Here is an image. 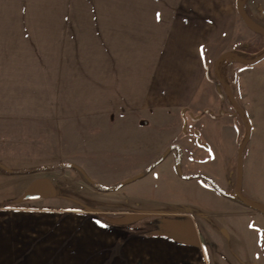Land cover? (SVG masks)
Wrapping results in <instances>:
<instances>
[{
  "label": "crops",
  "instance_id": "obj_1",
  "mask_svg": "<svg viewBox=\"0 0 264 264\" xmlns=\"http://www.w3.org/2000/svg\"><path fill=\"white\" fill-rule=\"evenodd\" d=\"M244 1L247 18L262 32L249 26L239 10V0H233L227 7L213 4L208 7L212 22L207 23L206 29L199 30V42L195 43L196 37H191L189 48L185 50V56L192 59L176 62L156 81L151 75L138 77V80L135 76L121 79L120 71L113 70L109 76L97 71L99 74L88 85L87 77L76 74L58 80L55 67L42 70L39 65L0 63V132H5L7 140L5 146L0 145V200L6 201L5 205L14 204L41 180L48 181L56 191L54 197L42 201L60 200L61 193L55 181L38 177L44 171L34 170L77 165L85 181L109 188L134 179L119 190L108 192L124 197L134 209L128 213L130 215L186 219L192 227V237L153 238L165 242L166 246L173 247V242L176 247L183 248L184 258L196 254L199 259L202 250L206 260H219L220 249L227 250V242L231 241L238 254L236 257L241 256L246 251L245 241L249 238L246 236L261 233L258 220H255L259 217L256 213L261 212L238 202V194L230 193L227 163L219 159V145L214 139L210 140L203 126L209 121L215 123L221 112L210 109L209 102L222 100L232 118L229 124L218 126L224 150L231 154V159L237 155L239 158L241 143L248 137L240 161L241 177L250 167L255 170L257 187L251 199L246 198L241 186L238 190L245 199L264 205V57L254 64L243 61L252 62L264 52V0ZM231 53L238 54L241 59L221 60ZM6 57L9 62L8 55ZM17 61L18 57L10 62ZM218 74L222 75L219 82L215 80ZM44 83L47 88L41 86ZM45 98L47 106L40 104ZM229 98L245 112L248 123ZM77 121L84 123L88 132L95 129L99 132L101 128L122 135L118 136V144L108 143L112 151L121 149V152L122 142H130L128 150L123 151L125 155L117 158L115 168H109L117 172L115 178H99L98 171H90L86 164L79 165L72 159L52 155L63 144L62 137L56 139V133L62 132L66 122ZM79 122L67 126L70 138L75 133L74 125ZM245 124H248L247 129ZM210 127L216 129L213 124ZM97 138L93 135L91 143ZM168 150L164 160L151 169ZM36 153L40 158L34 162ZM23 160L28 162L18 163ZM202 163L217 164L220 171H203L198 168ZM197 175L210 177L233 199L220 194L202 178H190ZM23 187L26 190L21 196L13 197L15 193L20 194ZM37 202L40 201L27 203ZM80 213L94 215L98 212L83 210ZM195 214L199 216L198 221ZM259 221L264 232V219ZM258 234L255 240L260 248L263 242L262 235L258 237ZM4 249L8 251V246L0 244V257L8 254ZM248 260H258V256L253 253Z\"/></svg>",
  "mask_w": 264,
  "mask_h": 264
},
{
  "label": "rangeland",
  "instance_id": "obj_2",
  "mask_svg": "<svg viewBox=\"0 0 264 264\" xmlns=\"http://www.w3.org/2000/svg\"><path fill=\"white\" fill-rule=\"evenodd\" d=\"M232 1L0 0V63L39 65L42 70L55 67L57 79L76 74L87 77L88 85L99 74L97 71L109 76L113 70L120 71L121 79L135 76L138 80V77L151 75L156 81L176 62L192 59L185 56V50L189 48L191 37L197 40L201 35L199 30L206 29L207 23L212 22L208 7L213 4L227 7ZM6 55L10 61L18 57V61L6 62ZM220 79L218 74L215 80L219 82ZM46 85L41 84L47 88ZM44 97L47 96L44 94ZM47 98L40 104L47 106ZM208 105L213 111H221L215 123L209 121L203 127L210 140L214 139L219 145V159L227 163L230 193L237 195L241 186L250 200L257 187L255 170L250 167L241 177L242 154L240 157L239 152V158L237 155L231 159V154L224 150L225 143L218 128L229 124L232 118L222 100H213ZM221 115L225 116L221 118ZM77 122H66L62 132L56 133V139L62 137L63 144L52 155L72 159L79 165L86 164L90 171H98L99 178H115L117 172L109 168H115L117 158L125 155L123 151L128 150L130 142H122L123 151H112L109 146L118 144L120 134L101 128L99 132L96 129L88 132L81 122L74 125L75 133L70 138L67 126ZM245 127L247 129L248 124ZM5 135V132L0 134V145H6ZM93 135L98 138L91 143ZM67 140L70 143L65 144ZM37 157L40 158L39 153L33 156L34 162ZM7 166L11 165L7 163ZM198 168L212 173L220 171L214 163H202ZM38 177L54 180L61 199L10 205L0 200V244L8 246V251L4 249L8 254L0 257V264H264V232L259 224L264 212L256 213L258 219L255 217L263 233L246 236L249 237L245 241L246 251L241 256L236 257L238 254L231 241L227 242V250L220 249L219 260H206L202 250L199 259L196 254L186 259L183 248L176 247L173 242V247L166 246L160 239H153L192 237V227L186 219L130 215L128 213L134 209L124 197L94 188L85 181L81 170H44ZM25 190L23 187L22 192L13 197H20ZM83 210L98 213L83 215L80 213ZM193 216L198 221L199 216ZM191 220L196 223L193 217ZM257 234L258 237L262 235L260 248L256 243ZM253 253L258 260H248Z\"/></svg>",
  "mask_w": 264,
  "mask_h": 264
},
{
  "label": "water",
  "instance_id": "obj_3",
  "mask_svg": "<svg viewBox=\"0 0 264 264\" xmlns=\"http://www.w3.org/2000/svg\"><path fill=\"white\" fill-rule=\"evenodd\" d=\"M238 7H239V10L241 11V14L246 18V13H245V1H239L238 3ZM168 154V153H167ZM241 152H240V157H241ZM70 166H73V165H70V164H63V165H59V166H56L54 168V170H57V169H65V168H70ZM151 169H149L150 171ZM178 171L179 173L181 174V171H180V168L178 166ZM199 175L197 176H193V177H190V178H199L198 177ZM138 179V178H137ZM93 187L96 188V189H103V188H107V191L105 192H110V191H117L119 190L122 185H119V186H115V187H105V186H102V185H99V184H95L93 183ZM222 190V189H221ZM223 191V190H222ZM224 192V191H223ZM226 193V192H225ZM56 195V191L55 189L52 187V185L46 181V180H41L35 184H33L17 201L16 203H26V202H31V201H42V200H47V199H50L52 197H54ZM238 196L239 197H243L240 190H238ZM251 207L253 209H256L260 212H264V205L263 204H260V203H257V202H253L251 201Z\"/></svg>",
  "mask_w": 264,
  "mask_h": 264
},
{
  "label": "trees",
  "instance_id": "obj_4",
  "mask_svg": "<svg viewBox=\"0 0 264 264\" xmlns=\"http://www.w3.org/2000/svg\"><path fill=\"white\" fill-rule=\"evenodd\" d=\"M239 1H243V0H239ZM246 19V21H247V23L249 24V26H251L253 29H255V30H257V31H260V32H262L259 28H257L256 26H254L250 21H249V19L246 17L245 18ZM264 57V52L260 55V56H258L257 58H255V59H253V61L252 62H248V61H246V60H243L245 63H247V64H254V63H256V62H258V61H260L262 58ZM227 58H232V59H234V60H238V59H241L240 57H239V55L238 54H236V53H231V54H228V55H226V56H224L221 60H225V59H227ZM219 75H221V74H219ZM220 78H221V80H222V75L220 76ZM229 100H230V102H231V104H232V106L236 109V111L246 120V114H245V112L235 103V102H233L230 98H229ZM246 122H247V120H246ZM248 123V122H247ZM197 136H198V134H196ZM247 139H248V137L241 143V147H240V152L242 153L243 152V149H244V147H245V144H246V142H247ZM200 142V141H199ZM169 152V150L157 161V162H155L153 165H152V167H151V169H153L154 167H156L160 162H162L163 160H164V158L166 157V155H167V153ZM70 168H72V169H75V170H77V171H80L79 170V168H77L76 166H70ZM54 169H56V168H54V167H51V168H40V169H38V170H34V171H44V170H54ZM199 178H202L203 180H205L213 189H215V190H217L220 194H222L223 196H225V197H228V198H232V196L231 195H229V194H227V193H225V192H223L216 184H215V182H213L210 178H208L207 176H205V175H199L198 176ZM87 181V180H86ZM132 181H134V179L133 180H129V181H126L124 184H122V185H125V184H127V183H129V182H132ZM87 182H89V181H87ZM89 184L91 185V186H93V183L92 182H89ZM99 190H101V189H99ZM101 191H107V188H103ZM237 201L238 202H240V203H242V204H245V205H248V206H250L251 207V201H249V200H247V199H245L244 197H239V196H237Z\"/></svg>",
  "mask_w": 264,
  "mask_h": 264
}]
</instances>
